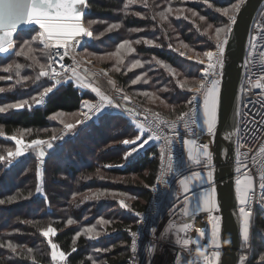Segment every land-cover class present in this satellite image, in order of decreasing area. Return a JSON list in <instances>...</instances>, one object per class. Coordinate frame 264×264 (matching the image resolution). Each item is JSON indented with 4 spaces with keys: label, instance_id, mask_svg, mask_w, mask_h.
Returning a JSON list of instances; mask_svg holds the SVG:
<instances>
[{
    "label": "trees",
    "instance_id": "16d2710c",
    "mask_svg": "<svg viewBox=\"0 0 264 264\" xmlns=\"http://www.w3.org/2000/svg\"><path fill=\"white\" fill-rule=\"evenodd\" d=\"M236 1L147 0V6L138 2L125 9L127 0H89L91 11L86 15V21L95 20L97 23L92 27L94 39L86 43L83 52L109 67L133 98L154 111L176 117L186 110L192 94L188 87L196 83L202 67L191 49L202 54L216 46V41L211 38L215 27L228 22V18L217 9L230 7ZM169 6L173 12L168 14V20L161 19L160 13H166ZM180 8L186 10L181 13ZM193 12L199 15L193 16ZM199 16H204L205 20L201 21ZM114 23L121 27L108 32V26ZM208 24L213 28L205 34ZM32 32V28L25 31L27 38L19 37L18 33L15 51H19L25 39H30ZM125 40L133 42L135 52L122 50L124 64L117 65L116 60L108 58L107 54L114 52ZM137 40L141 43H135ZM148 40L154 43H146ZM33 47L39 48L36 44ZM33 55L45 63L38 52ZM136 59L141 60L142 67L129 71ZM10 63L25 65L20 76L33 79L18 84L15 72L4 71ZM29 65L32 61L26 56L14 52L0 54V77L12 76L11 80L0 79V88L5 89L0 93V106L23 100L32 103L31 109L26 107L0 113V128L4 132L0 135V155H6L7 149H15V141L8 137L18 130H31L35 135L29 140L49 139L63 128L61 119L68 123L71 117L80 115L85 98H95L73 82H66L46 96V105L35 104L33 96L38 97L43 88L54 81L47 77L35 81L39 69ZM116 66L121 68L120 72L113 70ZM169 68L174 69L175 74ZM137 76L142 79L132 84ZM185 80L188 85L181 88L180 83ZM57 113L67 115L53 119ZM137 134V124L121 112L103 111L94 115L92 120L78 125L75 134L71 131L62 140L54 142V150L42 164V185L36 151L30 150L11 163L0 161V187H4L0 189V200L5 201L0 204V245L10 242L17 246L15 253L0 246V264H53L47 239L40 231L49 225L57 229L52 240L62 250L71 252L72 247L77 249L68 257V264H93V261L95 264H130L129 229H137L139 216L122 207L119 201L128 194L126 198L132 209L143 211L151 198L160 161V147L135 152L125 159L134 145H124L122 141L134 139ZM37 187L42 191L37 192ZM91 193L107 195L99 199L84 198ZM12 196L17 199L9 201ZM101 218L110 223L102 224ZM68 219L75 223L68 225ZM91 226H95L100 235L95 238L82 235L73 245L76 233ZM252 233L250 264H262L259 257L264 255V209L261 207L256 209ZM28 248L33 249L31 254L27 252Z\"/></svg>",
    "mask_w": 264,
    "mask_h": 264
},
{
    "label": "snow or ice",
    "instance_id": "6c2138e0",
    "mask_svg": "<svg viewBox=\"0 0 264 264\" xmlns=\"http://www.w3.org/2000/svg\"><path fill=\"white\" fill-rule=\"evenodd\" d=\"M144 3L147 6V0H127L125 4V9L129 5L136 3ZM246 0H237L231 8H220L217 11L222 12L225 17L228 18V23L215 27L214 36L211 38L216 41V50L205 51L202 55L207 59V69L205 70L204 76L202 79L198 80L193 86L188 87V90L193 92L192 98L188 101L187 111H182L177 115L175 120L166 121L160 117L158 113H152V116L155 117L152 125L148 129L145 128L144 124H140L139 133L135 136L134 139H125L122 141L124 145H134L130 151L125 155V159L132 156L133 153L137 152L139 149L143 148L146 144L149 143V139L164 140V144L160 148V158L164 164V171L161 172L158 182H163L162 178L167 174L171 173L177 169L174 168L175 160L171 154V145L173 140L170 137H162L158 133L159 124H167L169 128L175 132L178 125L182 123L183 127L192 134L193 137L197 135L193 126L197 128L200 126L197 125V108L192 106L199 99L202 101L203 109V131H206L210 138H214L216 131L219 125V108H220V98H221V86L223 79V68H224V55L226 47L229 43V37L233 32V26L237 22V16L241 11L243 5H245ZM90 8L89 0H0V54H8L9 52H14L18 56H26L29 60L32 61V65L38 67V74L34 77L35 81H39L42 77L50 78L54 83L48 87H44L43 91L39 93L38 97L33 98V102L36 104H42L44 98L48 94L52 93L53 90L60 84L64 83L65 73H70L67 76L68 80L76 79L79 82V85L84 88H90L96 96H98V101L93 102V100H83L82 104L86 111L82 112L80 115L83 116V119H77L74 123H66L63 119L60 120V123L64 125L66 132H71L78 125L84 124L86 120H91L94 115H99L108 107H117L120 105L115 103L112 97L105 94L98 85L94 82L89 81L86 76L80 74L79 69L82 67L81 60L77 59L78 53L76 49L81 46L83 40L87 38H93V31L91 30L93 25L97 23L95 20H85L86 12ZM179 11V10H178ZM173 9L171 6L168 7L167 12L160 13L161 19L168 20V14L172 13ZM136 15H140L137 13ZM193 16H198L196 12L192 13ZM187 19V17H185ZM201 21L205 20L204 16H199ZM22 26H32V30L35 34L30 39H25L20 47L19 51H14L16 47V35L18 29ZM120 24L114 23L110 24L107 28L108 32H111L114 29H119ZM213 28L212 24H208L205 29V34H208L209 31ZM137 31V29H133ZM103 35V33H101ZM257 39L264 40V25L260 28V34L258 37L254 36L250 40V52L249 59L247 61L246 67H257V60L259 61L258 71L260 75L254 81H250L251 87L255 89L264 90V44L257 46ZM132 41L125 40L119 44L114 52L107 54V57L110 59H115L117 65L124 64V55H122V50L126 53L135 52V49L132 47ZM135 43H141L140 40L135 41ZM148 44H153L151 40L146 41ZM34 44H39L42 47L39 51L46 54L48 63H41L40 60L33 55L37 51ZM187 48V45H184ZM200 54L197 53V56ZM65 57H70L73 61L75 67H66L64 63ZM255 57L256 59H253ZM191 58V57H189ZM103 59V57H101ZM91 63V61H86ZM201 64L205 61L200 60ZM54 63L60 64V71H57L53 67ZM25 67V65L19 63H10L5 68V72H15V75L18 77L17 83L21 81H26L33 79L32 77L20 76V71ZM142 67V62L139 59H136L131 66L129 71L132 69ZM167 67V65H165ZM116 72H120L121 68L116 66L114 69ZM170 72L175 74L174 69L169 68ZM104 76H107L106 71L101 70V73ZM256 73H253L255 75ZM93 75H98L93 73ZM0 79L11 80L12 76L0 77ZM142 77L137 76L131 81L132 84L138 83ZM109 83L115 88V81L109 80ZM188 85V81L185 80L183 83H180L181 88H185ZM4 88H0V93L4 92ZM119 91V89H117ZM145 96H149V93H144ZM154 95V94H151ZM124 100H128L127 95L123 96ZM157 99H159L157 97ZM31 109L32 103H29L28 100L19 101L16 103L7 104L5 106H0V113H7L9 110L15 109L20 110L24 108ZM174 110V109H173ZM135 114V109L131 110ZM65 113H57L53 119H56L61 116H65ZM147 120V117H145ZM158 121V123H157ZM244 122L242 120L237 121L232 125V130L228 132L226 138L231 139L233 136L240 138L245 142L237 143V159H236V168L235 171L240 173V175L235 180V192L239 202V215L241 217V234L244 241V246L247 248L250 242V225L251 218L253 215L252 212V203L256 198L257 183L254 177L253 168L250 166L249 161L252 165H256L259 168L257 173L259 177L258 188L260 190V200L264 201V127L260 128L259 135L261 136V146L258 149L254 148V145L248 141H255L257 133L249 129L248 135L242 136L243 129L240 127ZM252 124L257 122L253 120ZM146 130L152 132V136L149 138H144V133ZM31 130H18L16 134L8 137L9 139L15 141V149H7L6 155H0V161H6L11 163L12 160L24 155L29 149L34 150L38 153V156L43 164V158L46 156L45 148H52L53 144L51 141L58 139L57 136L53 135L49 140L43 139H32L31 141H25L23 139L24 135L29 134ZM0 135H4L3 129L0 128ZM139 142V143H138ZM213 141L210 139L209 143H198L197 139H187L184 141L185 145L188 146V159L192 164L201 166L202 169H206V176L202 175L201 171H193L191 175H186L179 180V184L185 193V204H191V196L188 193L193 192V187L196 182H207L211 187L209 190L201 194L199 198L198 208H202L204 211L212 214L219 210V202L216 196V187L214 183V174L216 171L214 164V154L210 149V143ZM242 148H246L247 151H241ZM38 175L40 177L41 185L43 183V168L41 167ZM37 192H41L42 188L37 187ZM194 194V193H193ZM107 195V193H91L85 195V199H99L100 196ZM112 195H116L113 193ZM120 195H124L121 193ZM9 201L16 200V196L8 198ZM5 203L4 200H0V204ZM122 207H128L125 204L124 200L119 201ZM140 213H137V216H140ZM184 215L191 216L192 213L188 207L184 209ZM221 217L212 215L211 224H212V245L216 249L203 257L201 262L198 264H220L221 251ZM102 224H108L110 221L103 220L100 221ZM143 223V219L140 221ZM75 223L74 220L68 219L67 224L72 225ZM193 229V225L190 223H184L179 229L178 232H184L185 234ZM171 230V229H170ZM41 235L47 239V244L50 247V255L53 264H68V257L72 252H75L77 249L75 247L71 248V252H65L60 248L58 243L53 242L52 237L57 235V229L51 225L47 226L40 230ZM131 252L136 253L138 250V238L139 233L136 231H131ZM200 237L205 236V231L203 229L197 230ZM82 235H88L89 238H95L100 235L96 231L95 226L86 227L82 231L76 233V237L73 240V245L76 240ZM183 246L188 247L189 245L195 243L197 244V251H201V246L199 241H192L191 239H183L180 241ZM224 243H230V241L225 240ZM6 246L11 249L13 253L17 252V246L8 243ZM99 251V249L97 250ZM149 251H153V248H150ZM27 252L31 254L33 249L28 248ZM247 257L241 258V264H244ZM262 264H264V255L259 257ZM95 264V261H93Z\"/></svg>",
    "mask_w": 264,
    "mask_h": 264
},
{
    "label": "built area",
    "instance_id": "2783aa9c",
    "mask_svg": "<svg viewBox=\"0 0 264 264\" xmlns=\"http://www.w3.org/2000/svg\"><path fill=\"white\" fill-rule=\"evenodd\" d=\"M262 25H264V3L261 6L254 20L252 31L250 34V40L254 36L256 37L259 36L260 28ZM250 40L248 45L246 64L249 59ZM85 43H86V39L83 40L81 46L76 49V52L78 53L77 59L81 60L82 62V67L79 69V71L86 70L87 72L92 74L97 73L98 75H94L96 82L99 84V86L106 88L110 97L113 98L115 103L120 105L119 108L108 107L105 108L104 111L114 112V113L116 112L124 113L139 125L144 124L146 129H148L149 126L152 125L153 121L155 120V117L152 116V113H158L160 117L166 121H171L176 119L177 116L171 117L163 113L154 111L150 107L139 102L136 98H133L124 89L123 85L120 83V81L113 74L112 70L109 67L105 65L97 64L95 61H91V63H87L86 61H90L87 60L88 56H84L82 54ZM256 43L257 46L259 47V45L264 44V40L257 39ZM209 50L215 51L216 47ZM202 54L199 56L197 61L199 62L200 60H204L205 62L203 64L199 62L202 65V67L200 69L197 81L203 78L205 70L207 69V59ZM253 59L256 58L253 57ZM61 63H64L65 66L69 68L75 67L70 57H65L64 61H62ZM246 64H245L244 77L241 87V100H240L238 121L242 120L244 122L243 124L240 125V127L243 129V132L241 134L242 136L248 135L250 128L257 133L255 141H248V142L252 143L255 149H258L261 146V136L259 135L260 128L264 127V90L252 88L250 83V81H254L260 75V72L258 71L259 61L257 60V67H251V66L246 67ZM53 67H55L57 71H60L59 63H54ZM101 70L106 71L108 75L104 76L102 74H99L101 73ZM253 73L256 74L253 75ZM67 74L69 73H65L64 76H66ZM48 79L52 81L50 78ZM110 79L115 81V85H116L115 88L112 86V84L109 83ZM117 89H119V91H117ZM125 95L129 97L128 100L123 99V96ZM192 96H193V92L190 95L189 100L192 98ZM46 103H47V98L45 97L44 102L41 105L44 106L46 105ZM125 106H128L130 108L135 109L136 111H139V116L133 114L132 111L127 110ZM192 106H195L197 108L196 123L197 125L200 126L199 128H197L195 125L193 126L195 132L197 133L195 137H193L191 133L186 131L182 123L178 125L175 132H173V130L169 128L167 124H159V128H158L159 135H161L162 137H170L173 140V143L171 145V154L175 160L174 168L177 170L171 173H167L162 178L163 182H158V178L160 177L161 172L164 171V164L166 163V161L162 162L160 158L158 174L151 188V198L148 204L146 205L145 209L140 212L141 215L139 216L138 219V226L137 229L134 230L139 233V238L137 242L138 250L136 253L131 252L130 264H198V262H201L203 260L204 256L210 255L212 251L216 250L213 246L208 245L207 243L203 242L202 239H200L199 233L197 231L200 230L198 227L195 228L193 226V229L187 232L186 234L184 232H178V229L184 223L192 224V221L188 218V216L184 215V207L182 205L183 199L177 198L174 201L168 200L169 193L173 187V179L176 176L178 169L181 167L184 160L188 156V149H187L188 146L185 145L184 141L187 139L195 138L197 139L198 143H202L203 140L202 138L203 132L201 127V116L203 111L202 101L198 99L195 102V104ZM188 107L189 105L187 102V108L185 111H187ZM145 117H147V120L145 119ZM253 120H255L257 123L252 124L251 122ZM88 121L90 120H86L85 122ZM146 132L152 136L151 131L146 130ZM68 134H70V132H66V130L62 128L60 132L55 135L58 137V139H56L55 141L62 140ZM156 141L158 142V145L161 148V146L164 144V140L161 139ZM238 142H245V141L240 140V138L237 137V143ZM241 151H247V149L242 148ZM236 155H237V150H236ZM249 164L253 168L252 174L254 175L257 183L256 198L252 203L253 215L251 219H253L257 207H261L264 209V201L260 200V190L258 188L259 177L257 173L259 171V168L256 165H252L251 161H249ZM38 166L42 167L40 159L38 160ZM239 175L240 173L236 172V176L238 177ZM165 218H169V219L164 226V233H165L164 235L159 229V226L161 225V222H163ZM141 219H143V223L140 222ZM250 228L252 232V222ZM166 237L169 238V241L166 240ZM185 238L191 239L194 242L199 241V245L201 246V251H197V244L195 243L189 245L188 247L183 246V244L180 241ZM130 245H131V241H130ZM164 246H166L167 248L160 251L161 249L164 248ZM150 248H153L154 252L149 251ZM163 252H167L166 258H162L161 254ZM252 253H253V233H250V242L247 248L244 246V241L242 239V243L240 247L239 264H241L242 257H247L244 264H250ZM159 255L161 256V260L158 263V259H160Z\"/></svg>",
    "mask_w": 264,
    "mask_h": 264
},
{
    "label": "water",
    "instance_id": "95a60500",
    "mask_svg": "<svg viewBox=\"0 0 264 264\" xmlns=\"http://www.w3.org/2000/svg\"><path fill=\"white\" fill-rule=\"evenodd\" d=\"M264 0H246L237 16L233 32L224 55V68L222 90L219 108V125L213 138L212 152L214 154L215 174L214 183L216 196L219 202V213L222 224L221 230V257L220 264H238L240 247L242 243L241 217L239 215V202L235 192L236 176V150L237 137L226 138L232 130V125L238 121L241 100V87L244 77L248 45L252 26ZM22 26L19 30L24 29ZM90 78L92 73L83 70ZM127 110H132L125 106ZM139 116V111L135 110ZM45 148L46 156L55 148ZM225 240L230 243H224Z\"/></svg>",
    "mask_w": 264,
    "mask_h": 264
},
{
    "label": "crops",
    "instance_id": "0c3cea01",
    "mask_svg": "<svg viewBox=\"0 0 264 264\" xmlns=\"http://www.w3.org/2000/svg\"><path fill=\"white\" fill-rule=\"evenodd\" d=\"M80 74L81 75H83V76H86L87 77V79L89 80V81H92V82H94L96 85H98L97 84V82L94 80V79H92V78H90L86 73H84L83 71H80ZM68 75H70V73L68 74ZM67 75V76H68ZM67 76H66V79H64V83H66V82H73L74 84H75V86L77 87V88H80L81 90H83V91H88V92H90V93H92L93 95H94V97L95 98H85L84 100H93V102H95V100H97L98 99V96H96V94L90 89V88H84V87H81L80 85H79V82L76 80V79H71V80H68L67 79ZM63 84V83H62ZM62 84H60V85H62ZM60 85H58L57 87H59ZM56 87V88H57ZM100 87V89L104 92V90L103 89H105V92H107L108 93V91H107V89L106 88H103V87H101V86H99ZM84 111H86L85 109H84V106H83V104H82V106H81V109L79 110V113L81 114L82 112H84ZM203 112V111H202ZM124 114V113H123ZM131 119V118H130ZM131 121H133L132 119H131ZM134 122V121H133ZM134 123H136V122H134ZM137 124V127H138V133H139V131H140V128H139V124L138 123H136ZM64 127V126H63ZM62 129V128H61ZM202 132H203V130H202ZM72 133L73 134H75L76 133V128L75 129H73L72 130ZM203 136L204 137H206V138H208V136L207 135H205V132H203V135H202V138H203ZM149 137H151V135H149L146 131H145V133H144V138H149ZM209 141L210 140H204V138H203V140H202V143H209ZM139 143V142H138ZM135 147V146H134ZM151 147H156V148H158L159 149V145H158V142L156 141V139H149V143L148 144H146L143 148H141V149H139L137 152L138 153H141V152H144V151H146L148 148H151ZM210 149L212 150V145H211V143H210ZM194 165L195 164H192L190 161H189V159H188V156L186 157V159L184 160V162H183V164L181 165V167L178 169V171H177V174H176V176L174 177V179H173V187H172V189H171V193H169L170 194V196L168 197L170 200L169 201H171V200H176L177 198H180V197H182V199H183V201H182V205H183V207H184V209H185V207H187V205L184 203V197L182 196V194L181 193H184L183 192V190H182V188H181V186H180V184H179V180L180 179H182L184 176H186V175H191V173L193 172V171H201L202 172V175H204V176H206V173H207V170L206 169H202V168H195L194 167ZM189 166H192V168L191 169H189V170H187V171H185V173L183 174V176L181 175V177L179 178L178 177V173L179 172H181V171H183V170H185V169H187ZM210 185L207 183V182H196L195 184H194V187H193V192H190V193H188L190 196L194 193L195 194V192H197L198 191V189H200V191H202V192H205V191H207V190H209L210 189ZM172 192H175V194H173ZM175 196H177L176 198H174ZM133 197H135V198H138L137 196H133ZM172 198H174V199H172ZM121 200H124V202H125V204H127L128 205V207H125L127 210L128 209H130V210H132V211H134L135 213H136V215H137V213H140V211L141 210H136V209H132V206H131V204H130V202L128 201V199L127 198H122ZM193 202V201H192ZM192 202H191V204H190V206L188 205V208H189V210L191 211V213H192V215L191 216H188V218L192 221V224H193V226L195 227V228H199V229H203L204 231H206V233H209V232H211L212 230H211V227H210V225H211V217H212V215H215V216H219L220 217V213H219V210L217 211V212H214V213H212V214H209L208 212H206V211H204L202 208H198L197 207V205H198V203H199V199H195V202L192 204Z\"/></svg>",
    "mask_w": 264,
    "mask_h": 264
},
{
    "label": "rangeland",
    "instance_id": "374dc122",
    "mask_svg": "<svg viewBox=\"0 0 264 264\" xmlns=\"http://www.w3.org/2000/svg\"><path fill=\"white\" fill-rule=\"evenodd\" d=\"M237 2V1H236ZM90 5V4H89ZM232 6V5H231ZM231 6L230 7H227V8H231ZM90 11H91V6H90ZM89 9L87 10V13H86V15H88V13H89ZM179 10V12H181V13H183L186 9L185 8H180V9H178ZM85 20H86V16H85ZM228 22H226V23H223L222 25H220V26H223V25H225V24H227ZM219 27V26H218ZM92 30V29H91ZM25 31H27V29H21V30H19L18 32H17V35H18V33H19V37H21V38H27V35H26V33H25ZM93 31V30H92ZM35 34V32L33 31L31 34H30V38L33 36ZM17 35H16V38H17ZM94 39V32H93V38H87V43H90L92 40ZM37 45V51L36 52H38L39 53V55L41 56V57H43L44 59H45V64H47L48 63V59H47V56H46V54L45 53H43V52H41V51H39V49L42 47L41 45H39V44H36ZM216 47V46H215ZM16 48H17V44H16V47H15V49H14V51L16 50ZM191 49V48H190ZM209 49H213V48H209ZM208 49V50H209ZM192 51V55H194V56H197V52L196 51H194L193 49H191ZM206 51H207V49H206ZM205 52V51H204ZM10 53H13V52H9L8 54H10ZM86 53H88V52H83L82 54L84 55V56H88V58H87V60H90V61H95L97 64H100V65H103V64H101L99 61L100 60H98V58H96V57H94V56H89V55H86ZM201 55V54H200ZM199 55V56H200ZM199 56H197L196 57V59H198L199 58ZM198 79V78H197ZM197 79L195 80V82H197ZM104 90V93L105 94H107L108 96H110L109 95V93H107V92H105V89H103ZM129 93V92H128ZM130 94V93H129ZM131 95V94H130ZM132 96V95H131ZM34 97H36V96H33V98ZM33 98H32V100H33ZM36 104V103H35ZM149 105V104H148ZM149 106H152V105H149ZM153 107V106H152ZM86 110V109H85ZM166 115V114H165ZM168 116V115H167ZM83 118V116L82 115H77V116H74V117H71L70 118V120H69V122L68 123H74L77 119H82ZM66 122V121H65ZM201 127H202V130H203V112H202V116H201ZM64 128V127H63ZM203 132H205V135H207L208 136V138H206V137H204L203 136V138H204V140H212L213 141V138H210L209 137V135H208V133L206 132V131H203ZM35 134H32V132H30L29 134H26V135H24V137H23V139L25 140V141H31V140H29L30 138H32V136H34ZM39 135V134H38ZM35 139H43V140H49V139H44V138H35ZM213 143V142H212ZM212 143H211V145H212ZM187 149H188V147H187ZM31 149H29L28 151H30ZM27 151V152H28ZM26 152V153H27ZM21 157V156H20ZM17 158H19V157H17ZM39 160V159H38ZM40 167V166H39ZM194 167L195 168H201V166H198V165H194ZM192 168V166H189L187 169H185V170H183V171H181V172H179L178 174V177L180 178L181 177V175L183 176V174L185 173V171H187V170H189V169H191ZM4 187H0V189H3ZM170 193H171V191H170ZM173 194H175V192H172ZM202 193H204V192H202V191H200V189H198V191L197 192H195V194H192L191 195V202H192V204L195 202V199L197 198V199H199L200 197H201V194ZM182 194V196L184 197L185 196V193H181ZM189 195V194H188ZM128 196V194H126V197ZM169 196H170V194H169ZM190 196V195H189ZM126 197H122V198H126ZM177 196H175L174 198H176ZM121 198V199H122ZM128 198V197H127ZM174 198H172V199H174ZM181 199H182V197H180ZM168 200H170L169 198H168ZM128 201H130V200H128ZM184 203H185V200H184ZM187 205V207H188V204H186ZM190 206V205H189ZM253 221V219H251V222ZM210 227H211V230H212V224L210 225ZM250 233H252L251 232V228H250ZM207 234H209L208 235V237H209V242H210V245L211 246H213L212 245V231L211 232H209V233H207ZM130 236H131V234H130ZM243 239V238H242ZM165 248H167L166 246H164V248L163 249H161L160 251H162V250H164Z\"/></svg>",
    "mask_w": 264,
    "mask_h": 264
},
{
    "label": "bare ground",
    "instance_id": "6f19581e",
    "mask_svg": "<svg viewBox=\"0 0 264 264\" xmlns=\"http://www.w3.org/2000/svg\"><path fill=\"white\" fill-rule=\"evenodd\" d=\"M25 29H31L32 26H25L24 27ZM169 218H165L163 222H161V225L159 226V229L161 230V232L165 235L164 233V226L166 224V222L168 221ZM209 234H205L204 237H200V239H202L203 242L207 243L208 245H210V242H209V237H208ZM166 240L169 241V238L166 237ZM160 256V255H159ZM162 258H166L167 257V252H163L161 254ZM161 256H160V259H158V263L160 262L161 260ZM239 264V263H238Z\"/></svg>",
    "mask_w": 264,
    "mask_h": 264
}]
</instances>
